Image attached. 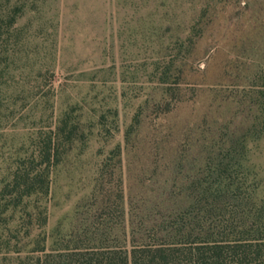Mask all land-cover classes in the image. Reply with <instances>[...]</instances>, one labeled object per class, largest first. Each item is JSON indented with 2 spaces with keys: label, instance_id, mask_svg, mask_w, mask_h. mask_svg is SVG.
I'll return each instance as SVG.
<instances>
[{
  "label": "rangeland",
  "instance_id": "1",
  "mask_svg": "<svg viewBox=\"0 0 264 264\" xmlns=\"http://www.w3.org/2000/svg\"><path fill=\"white\" fill-rule=\"evenodd\" d=\"M0 32V264L196 180L264 214V0H0Z\"/></svg>",
  "mask_w": 264,
  "mask_h": 264
},
{
  "label": "trees",
  "instance_id": "2",
  "mask_svg": "<svg viewBox=\"0 0 264 264\" xmlns=\"http://www.w3.org/2000/svg\"><path fill=\"white\" fill-rule=\"evenodd\" d=\"M14 21L11 16L9 25ZM189 189L185 200L151 197L129 224L123 212L120 228L88 227L79 241L43 243L9 264H264L262 211L228 212L221 185L211 189L196 180Z\"/></svg>",
  "mask_w": 264,
  "mask_h": 264
}]
</instances>
